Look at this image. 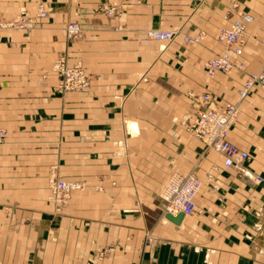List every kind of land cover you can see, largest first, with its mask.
<instances>
[{"label": "crops", "instance_id": "1", "mask_svg": "<svg viewBox=\"0 0 264 264\" xmlns=\"http://www.w3.org/2000/svg\"><path fill=\"white\" fill-rule=\"evenodd\" d=\"M38 1L0 0V18L35 17ZM42 1L34 26L0 30V264H264V88L237 95L264 70V0ZM243 14V68L208 75L220 30ZM153 30L176 34L149 41ZM62 55L83 64L88 92H58ZM204 94L239 105L228 138L248 153L247 173L189 132ZM52 168L85 184L61 211ZM175 173L202 183L180 223L161 196Z\"/></svg>", "mask_w": 264, "mask_h": 264}, {"label": "built area", "instance_id": "2", "mask_svg": "<svg viewBox=\"0 0 264 264\" xmlns=\"http://www.w3.org/2000/svg\"><path fill=\"white\" fill-rule=\"evenodd\" d=\"M108 15H116L118 9L111 6L107 9ZM45 5L42 0L38 1V10L35 17H28L21 13L12 19L4 20L0 18V25L14 29H28L35 23L36 18L47 17ZM251 15L243 14L228 27L222 28L218 34L217 40L223 46V53L210 58L205 62V71L208 75H214L218 71H230L232 68H243L236 57L242 55L241 45L247 26L252 23ZM68 39L77 41L83 36V29L77 22H71L66 26ZM172 30L149 31L146 38L149 41H171L175 37ZM202 35L195 38H186L187 43L199 42ZM264 45V40H263ZM52 70L60 77L58 92L61 94L67 92L86 93L91 88L90 76L87 74L83 64L77 61L69 64L66 56L58 57L52 66ZM258 85L264 88V70L251 74L244 86L237 92L240 99L245 98L249 91ZM200 100L207 106L201 108L196 116L191 119L188 130L195 137L203 140L209 147L218 151L223 159L224 166L234 168L241 173H247L248 169L245 162L248 159V153L242 151L239 147L229 140V134L240 116V107L235 103H226L224 108L218 109L210 106L211 96L204 94ZM7 138V131L0 128V144ZM260 182V177H255ZM202 186L201 181L193 175H182L175 173L171 175L164 184L161 196L165 201L166 212L177 215L183 212L186 216L194 213V199ZM48 188L50 190L49 200L54 203L57 210L60 211L68 203L75 191L85 189V184L81 181H72L59 178L55 168L50 171L48 179ZM76 264H84L77 262Z\"/></svg>", "mask_w": 264, "mask_h": 264}, {"label": "water", "instance_id": "3", "mask_svg": "<svg viewBox=\"0 0 264 264\" xmlns=\"http://www.w3.org/2000/svg\"><path fill=\"white\" fill-rule=\"evenodd\" d=\"M185 214L183 212L178 213L176 216L172 214H168L167 218L175 223H180L181 220L184 218Z\"/></svg>", "mask_w": 264, "mask_h": 264}, {"label": "rangeland", "instance_id": "4", "mask_svg": "<svg viewBox=\"0 0 264 264\" xmlns=\"http://www.w3.org/2000/svg\"><path fill=\"white\" fill-rule=\"evenodd\" d=\"M2 19V18H1ZM6 20V19H4ZM34 26V24L32 25ZM0 30H23V29H14V28H7V27H3L2 25H0ZM57 172V171H56ZM50 175V174H49ZM58 175V174H57ZM59 177V176H58ZM60 178V177H59ZM49 179V178H48ZM63 209V208H62ZM61 211V210H60Z\"/></svg>", "mask_w": 264, "mask_h": 264}]
</instances>
